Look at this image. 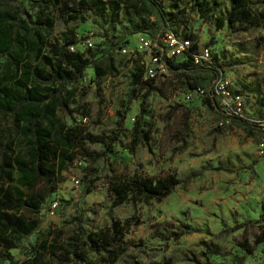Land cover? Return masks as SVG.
Wrapping results in <instances>:
<instances>
[{
  "label": "rangeland",
  "instance_id": "obj_1",
  "mask_svg": "<svg viewBox=\"0 0 264 264\" xmlns=\"http://www.w3.org/2000/svg\"><path fill=\"white\" fill-rule=\"evenodd\" d=\"M35 1L0 0V5L16 9L23 3L35 19ZM68 1L75 6L81 0ZM84 1L89 9H82L79 18L70 22L51 9L54 32L49 42L64 44L66 35L74 36L81 54L88 60L97 59L106 74L97 80L94 69L89 68L79 84L50 88L60 90L58 96L67 101L66 109L57 108L59 122L67 127L79 125L94 139L71 150L76 154L74 160L64 168H55L51 184L40 179L31 190L24 189L28 198L44 197L39 213L26 209L17 213L27 221L36 220L39 229L29 237L13 239L16 248L1 251L7 257L2 264L27 260L42 242L49 246L42 256L47 264H78L73 260L63 263L60 254V249L64 250L78 234V226L86 234L96 233L107 230L114 219L130 220L124 237L126 252L115 264L162 263L168 258L174 264H264V242L254 245L255 236L264 230V136L249 135L236 127L227 130L207 107L205 98L190 95L180 76L169 72L149 81L151 84L130 101L137 57L141 60L139 55L134 57L140 36L137 31L152 30L154 18L148 17L141 0ZM162 1L173 20L172 31L181 39H190L197 52L212 47L231 88L244 95V114L262 122L263 5L246 0L253 18L217 29L216 20L226 18L232 0ZM126 32L133 34L121 40ZM87 41L91 47H87ZM48 51L45 49V53ZM28 52L26 49L22 53L24 61L37 64ZM178 60L184 61L180 57ZM5 63L6 58H1L0 66ZM144 95L148 115L143 119L146 130H151V150L139 145L131 152L132 129ZM123 113L125 131L121 132L117 122ZM217 128L222 131L217 132ZM21 134L20 126L9 119L0 120V167L2 152L12 163L0 171V215L16 213L15 204L8 200V195L18 198L16 182L7 174L17 166L13 158L20 155L31 163L27 140ZM116 134H120L119 140L106 149L100 141L110 145ZM168 174H174L179 185L162 202L112 207L114 195L109 186L117 178ZM74 177L81 181L79 188ZM54 202L58 206L52 211ZM3 221L0 219V231ZM249 221L252 225L228 235L221 233L223 227ZM182 233L178 240L172 238ZM248 247H254V253L249 254ZM211 251L219 254L210 255ZM83 252L86 264H107L103 254H95L89 247L84 246Z\"/></svg>",
  "mask_w": 264,
  "mask_h": 264
},
{
  "label": "trees",
  "instance_id": "obj_2",
  "mask_svg": "<svg viewBox=\"0 0 264 264\" xmlns=\"http://www.w3.org/2000/svg\"><path fill=\"white\" fill-rule=\"evenodd\" d=\"M264 7V0H257ZM142 7L149 18H154L153 29L137 32H148L154 39L172 31L173 22L170 13L165 8L162 0H141ZM68 0H37L33 4L35 10V19L29 14L23 3L18 4V8L11 9L8 5H0V59L6 58L5 65L0 66V120L9 119L14 125L20 126L21 135L27 140L28 153L31 163L23 159L20 155L13 158L17 166L10 171L8 177L15 181V189L18 198L9 196V201L15 204L16 213H3L0 215L4 229L0 231V264L7 260V257L1 255V251H7L16 248V242L13 239L29 237L39 229V223L36 220L27 221L22 214H17L22 209L31 213H39L42 210L43 196L35 195L28 198L24 189L31 190L38 180L43 179L46 185L52 183L55 175V168L60 166L64 168L68 161H73L76 154L71 151L76 146H84L93 135L87 134L82 127L75 125L67 127L57 119V108L66 109L67 101L58 96L60 90H51L50 87L63 86L68 84H79L86 76V70L94 69L95 78L100 79L106 74L101 65H98L97 59L88 60L76 48L72 51L70 48L77 46L75 37L66 35V43L49 42V37L54 32L51 9L58 10L59 14L66 22L77 20L81 10L89 9V5L84 0L79 4L71 6ZM102 4V3H100ZM78 5V8H77ZM229 13L226 18L216 20V28L222 29L224 26L230 27L238 21H250L253 14L247 6L246 0H232ZM25 17V18H24ZM264 23V17H263ZM133 32L123 34L121 40ZM48 52L45 53V49ZM29 49L28 56L33 55L34 61L25 62L22 53ZM198 53L196 45H192L190 51L179 61L178 58L167 59L162 56L163 62L167 65L169 73L179 75L181 82L190 88V90L204 89L207 107L220 120L224 122V127L229 130L233 127L242 129L245 133L264 136V120L252 121L249 117L238 115H228L222 108L220 97L214 92L215 83L218 80L221 71L224 68L218 65L214 59L213 63L203 62L196 64L193 60V54ZM137 62L136 71L133 73V88L129 94V100L136 98L139 90L146 88L152 80H144V66L140 57ZM221 70V71H220ZM56 89V88H55ZM70 95V93L65 92ZM147 96L144 95L140 104V114L134 121L132 129V140L130 142V151L134 152L139 145L151 150L150 137L151 130H146L147 124L143 119L146 117L145 104ZM125 114H121L118 120V128L121 132L124 129ZM221 132L220 128L216 129ZM120 134H116L108 142L100 141L106 149L119 140ZM94 139V137H93ZM2 166H11L12 163L6 159L2 152ZM3 174V173H2ZM179 185L174 174H168L164 177L137 175L132 178L120 177L110 183V191L114 195L112 207H118L124 203L135 205L140 201L150 202L156 200L162 202ZM89 189L86 190V193ZM264 210V206H263ZM133 219V218H132ZM130 220L121 221L114 219L107 230H101L96 233L86 234L84 228L78 226V234L69 242L68 246L61 250L64 259L63 263L73 260L78 264H86L87 258L83 252V247L87 246L95 254H103L102 260L107 264H115L120 255L126 252L124 237ZM252 223H236L233 227H223L222 234L228 235L243 229ZM186 228L193 231L190 225ZM182 235H174L172 238L176 241ZM264 242V230L261 235H256L254 245L258 246ZM40 248L30 257L20 263L12 264H47L42 256L49 248L46 242H42ZM63 250V252H62ZM254 247L246 248L249 254L254 253ZM219 254L217 251H211L210 255ZM148 264H174L173 259L168 258L162 263L150 262Z\"/></svg>",
  "mask_w": 264,
  "mask_h": 264
},
{
  "label": "built area",
  "instance_id": "obj_3",
  "mask_svg": "<svg viewBox=\"0 0 264 264\" xmlns=\"http://www.w3.org/2000/svg\"><path fill=\"white\" fill-rule=\"evenodd\" d=\"M192 45L190 39H181L171 31L158 36L156 39L148 34L142 35L140 39H138L134 57H137L138 55L141 56V63L144 66L143 79L155 80L159 76L166 75L169 70L167 65L163 62L162 56L164 55L167 59L181 58L190 51ZM91 46L92 44L87 41V47ZM76 48H78V46L71 47L70 49L74 51ZM192 57L196 64H201L203 62L213 63V58L215 56L212 47L206 46L198 53H194ZM224 74L225 73L221 71L214 86V92L220 97L222 108L228 113V115H238L244 118L248 117L244 114V95L233 91V88H231L230 83ZM194 93L199 96L205 95L204 89H194L190 92V95ZM221 122L220 125L224 126V122ZM261 149L264 152V143L261 145ZM72 180L76 187L79 188L80 185H82L77 177H74ZM57 206L58 203L54 202L51 206L52 211H54Z\"/></svg>",
  "mask_w": 264,
  "mask_h": 264
},
{
  "label": "crops",
  "instance_id": "obj_4",
  "mask_svg": "<svg viewBox=\"0 0 264 264\" xmlns=\"http://www.w3.org/2000/svg\"><path fill=\"white\" fill-rule=\"evenodd\" d=\"M145 34H148V35H150L148 32H140V36H139V39H140V37L142 36V35H145ZM137 43H138V41H137ZM137 45V44H136ZM182 58V57H181ZM226 77H227V75H226ZM228 79V78H227ZM228 82H230L231 83V81L228 79ZM246 107V106H245ZM250 135V134H249ZM255 135V134H254Z\"/></svg>",
  "mask_w": 264,
  "mask_h": 264
}]
</instances>
